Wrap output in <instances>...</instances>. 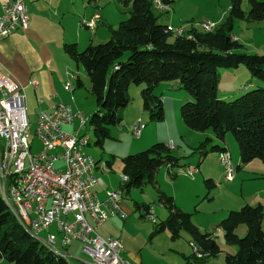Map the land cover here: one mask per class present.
I'll return each instance as SVG.
<instances>
[{"label":"trees","instance_id":"16d2710c","mask_svg":"<svg viewBox=\"0 0 264 264\" xmlns=\"http://www.w3.org/2000/svg\"><path fill=\"white\" fill-rule=\"evenodd\" d=\"M130 5L128 17L116 29L109 26L110 37L98 44H88L79 50L75 43H64L63 49L90 81V92L96 100V110L89 116L94 144L102 147L110 137L109 126L120 124L123 111L130 101L128 85L144 83L141 89L143 109L150 121H162V99L155 92L161 81H174V87L185 89L191 98L179 108L183 123L191 130L204 132L212 129L221 143L207 144V137L195 150L204 157L209 151H228L224 145L227 132L234 136L240 162L243 164L259 158L264 162V86L242 89L233 100L217 95L219 68H237L244 65L251 78L264 82V54L243 50L242 43L231 34L235 19L264 22V1L247 0L248 10L242 8L243 0H230L226 18L212 30L206 31L191 25L189 31L175 34L169 25L161 23L154 13L158 3L163 11L177 0H119ZM84 25V23H81ZM127 55V56H125ZM77 86L82 85L76 77ZM73 88V87H72ZM164 142H155L144 150L121 158L122 176L120 192L151 185L157 191V200L165 208L164 219L155 221L151 236L167 231L171 241L187 233L193 253L183 256L185 264H206L207 259L221 252L211 233L201 230L192 220L190 212L183 211L172 195L158 188L156 173L165 165L173 179L175 168H184L180 158L172 154ZM109 163V162H108ZM207 188L215 183L204 180ZM144 216L150 205L134 201ZM143 216V214H142ZM264 206L244 204L230 210L219 222L224 240L235 245L234 253L224 254L223 264H264V231L262 227ZM240 224L246 225L242 237L236 234ZM195 255V256H194ZM199 256V257H197ZM0 259L10 264H69L66 254L54 251L35 237L16 220L0 195Z\"/></svg>","mask_w":264,"mask_h":264},{"label":"rangeland","instance_id":"374dc122","mask_svg":"<svg viewBox=\"0 0 264 264\" xmlns=\"http://www.w3.org/2000/svg\"><path fill=\"white\" fill-rule=\"evenodd\" d=\"M151 1L155 3L157 0ZM229 2L230 0H177L166 11L158 6L153 11L161 22L171 10H174V14L184 19L180 22L181 25L187 21L185 24L199 26L198 29L200 27L203 29L205 22L211 23L213 20L216 23L217 19L226 18ZM25 4L27 15L32 23L27 29H19L6 37H0V71L26 87L24 90L25 106L28 119L31 121V151L38 154L42 149V143L34 129L40 109L48 108L54 101L69 103L76 111L82 112L86 118H89L97 108L96 100L90 92L88 77L82 67H78L64 51L63 44L75 43L79 50H83L88 44L105 42L110 37V31L108 33V27H105L104 23H96V31L97 29L103 31L104 37L101 31L94 35L96 31L93 33L94 31L85 28L80 23L89 24L101 16L108 20L107 24H112V29H116L119 22L128 17L130 5H124L119 0H25ZM248 6L247 0H243L242 8L245 12ZM211 24L214 28L215 24ZM219 24L220 21H217L216 25ZM179 31L184 33L182 28H179ZM231 34L234 36L238 34L244 51L264 54L263 21L235 19ZM217 71L220 77L217 95L224 100L235 99L242 89L264 86L263 81L251 78L248 69L242 64L237 68H219ZM76 77L82 81L81 86H77ZM34 79L40 83L36 91L28 85V81ZM173 83L174 81H161L155 88V92L162 99L164 111L162 121L149 120L141 99V89L144 83L131 82L128 85L130 101L123 111V120L118 125L109 126L110 137L104 139L102 147L94 144L95 137L88 119L83 128H80V122L76 119L73 127L80 128L79 136L88 137V144L83 146L85 153L98 161L99 166L103 162H109V165L103 169L98 167L95 171L100 177L99 180L106 181L109 187H113L111 185L113 183V188L118 191L122 179L121 158L123 156L144 150L155 142L175 143L172 154L180 158V164L195 167V171L192 176H189L182 173V168L177 167L175 168L176 176L172 179L167 173V167L163 165L156 173L158 188L172 195L175 203L182 205L183 211L192 214L193 222L201 230L211 233L217 240L221 252L207 259L206 264H223L224 254L234 253L236 246L225 242L223 233L218 228L219 222L228 211L238 210L244 204L256 205L261 202L264 205V162L255 158L237 169L240 162L238 144L232 133L227 132L224 144L231 156L230 162L234 168L233 179L227 180L218 151H209L207 155L201 157L195 150L198 144L207 137L212 139L207 144V149L213 144H222V142L215 138L212 129L198 132L186 127L181 120L179 108L184 102L192 100L184 99L183 96H192L185 89L172 87ZM69 84L73 87V91L68 89ZM52 94L55 95L54 99L50 98ZM38 99L43 100L41 105H38ZM137 118L142 119L144 127L139 136L135 137L130 132V127ZM66 130L71 131L72 127ZM59 163L56 162V165ZM207 178H211L215 183L210 189L204 182ZM99 188L100 190L96 189L98 196L104 199V189L101 186ZM120 195L125 202L123 210L127 215H132L134 211L138 214L139 210L134 206V201H136L150 204L154 215L159 219L163 218L155 210H166L158 202L157 191L151 185L143 189L131 188L129 193L124 191L120 192ZM48 231L60 237L54 224L49 227ZM48 231L45 229L40 235L45 237ZM245 232V224H240L236 229L239 237H242ZM157 237H161V245L156 246L159 255L153 258V263L183 264L175 260L173 252L176 251L174 248L176 244L180 245V248L188 245L184 239L186 233L183 232L182 236L175 241H171L167 235L162 233ZM72 241L68 244L69 264H89L91 260L83 252L82 244ZM188 247L190 254L191 248ZM0 264H10V262L1 260Z\"/></svg>","mask_w":264,"mask_h":264},{"label":"built area","instance_id":"2783aa9c","mask_svg":"<svg viewBox=\"0 0 264 264\" xmlns=\"http://www.w3.org/2000/svg\"><path fill=\"white\" fill-rule=\"evenodd\" d=\"M98 20L84 27L92 31ZM205 23L211 29V23ZM28 26L25 0H5L0 4V37ZM169 31L179 32V28L170 26ZM28 85L35 89L39 82L30 80ZM68 89L73 90L70 84ZM24 90V86L0 71V192L12 198L24 219V226L32 231L41 233L49 225L56 224L60 237L49 231L45 236L64 253L66 245L78 240L92 264H128L120 255L121 240L100 236L86 218L90 215L99 224L114 215L127 216L120 206L118 190H108L105 200H99L95 194L93 188L100 180L93 176V169L98 164L83 150L87 136H79L78 130L72 133L63 130L76 119L83 128L87 118L72 104L63 102L40 109L34 132L41 140L42 149L34 154ZM37 102L41 103L42 99ZM143 127L142 119L137 118L130 132L137 137ZM168 147L174 148V144L169 143ZM58 159L63 160L62 167L56 166ZM229 161V152H221L225 177L232 180L234 173H229ZM13 170H21V177H13ZM194 171L195 167L190 165L182 168V173L189 176ZM71 213L73 218L69 217Z\"/></svg>","mask_w":264,"mask_h":264},{"label":"crops","instance_id":"0c3cea01","mask_svg":"<svg viewBox=\"0 0 264 264\" xmlns=\"http://www.w3.org/2000/svg\"><path fill=\"white\" fill-rule=\"evenodd\" d=\"M4 1L5 0H0V4L2 2H4ZM29 2H31V1H29ZM25 7H26V4H25ZM26 9H27V7H26ZM170 12L167 14L166 18L161 21V23L169 25V26H171L173 28H182L184 32L189 31V29L191 28L190 24L189 25L185 24L187 22L186 21V22H184L181 25L180 22H183L184 19L181 16L174 14V10L173 11L171 10ZM106 21H108V20H105V19L101 18V16L99 17L98 22H100L102 24L104 23V26L108 27V33H109V26L112 27V24H107ZM217 21L218 22L220 21V23H221L223 21L222 17H221L220 20L217 19L216 23H217ZM31 23H32V20H31ZM31 23H30V18H29V25H31ZM211 23H214L215 26H216L215 21L212 20ZM80 25H81V23H80ZM92 31H94L93 33H95L96 26H95L94 30H92ZM100 31H101L100 29H97V31H96V33L94 35H97ZM101 32H102V36L104 37L105 36L104 32L103 31H101ZM238 34H235V36L233 35V37L235 39H237V40H239ZM78 40L80 41V36H79ZM39 87H40V83H39V86L37 88H35V89L33 88L34 91H36ZM172 87H174V84H173ZM52 95H54V94H52ZM54 97H55V95H54ZM54 97H50V98L54 99ZM183 97H185L184 99H187V100L191 98L189 95L183 96ZM42 103H43V100H42L41 103H38V105H41ZM67 104H69V103H67ZM51 105H49L48 108H50ZM48 108H45V109H48ZM74 123L71 124V125L64 126L63 130L68 132V133H72L75 130H78V132H79L80 128L75 129L73 127ZM69 127H72L71 131L66 130V128H69ZM169 143H167V144H169ZM171 143H173V142H171ZM173 144L175 145V143H173ZM57 162H60L59 165H56L57 167H62L63 166V160L62 159H58ZM96 162H97V164H99L98 161H96ZM107 165H109V163L107 161L103 162L102 164H100V166L97 165V168H95V170L98 169V167L100 169H103ZM95 170H94V177H97L98 179H100V177L98 176V174L96 173ZM121 181H122V179H121ZM191 182H193V181H191ZM111 185L114 187L113 183H111ZM99 186L103 187V189H104V197H103L104 199H101L98 196L97 190L98 189L100 190ZM113 187H109L108 183L106 181H101L100 180L98 182V184L93 188V190H94L95 194L97 195V197L99 198V200H105L106 199V192L108 190H116ZM119 191H120V189H119ZM119 191H118V193L120 195ZM121 198H122V195H120L119 201H121L120 202V206H121V208L123 210V206H124L125 202H123V200ZM142 203H145V202H142ZM257 204H261V202H258ZM178 206L181 208L182 205L179 204ZM155 211L158 212L161 217H163V218L159 219L157 216L154 215L153 208H152V211L150 209V212H151L150 214H153V217H154L156 222L158 220L164 219L166 217L167 212L164 211L163 209H156ZM137 212H138V214L135 211L133 212L132 215H127L126 214L127 216L125 218H121L119 215H114V216H111L108 220H106V221H104L102 223H99V224L90 215H87L86 218H87L88 222L92 226L95 227L96 232L100 236H102L104 238L113 237V238H118V239L121 240L122 245H123V250L121 251L120 255L128 264H154L153 263V258L155 256L159 255V251H157L156 246H160L161 245V239H160L161 237H157V236H161V233H162V234L167 235L168 238L170 239V235H169V233L167 231H163L161 233H158V234H155V235L151 236L150 233L153 231L155 223L149 219V217H148L149 214L144 216L143 209H140ZM142 214H143V216H142ZM69 217L73 218L74 214H73V216L69 215ZM51 225H49V227ZM54 226L56 228V224H54ZM49 227L46 228L47 231L49 230ZM262 227H263V230H264V221L262 222ZM181 236H182V234H181ZM184 239H186V242H188V245H185V247L182 246V248H180V245L176 244V245H174V248H175L176 251L173 252V254L175 253L174 254V256L176 258L175 260L179 261L178 263H183V264H185V260H184L183 256H188V255L193 253V248H192L193 244H191V242H189V237H188L187 233H186V237H184ZM73 241L78 242V243L81 244V242L78 241V240L77 241L73 240ZM188 246H190V248H191V253L190 254H189L190 250H189ZM64 251L66 253V257L70 256V253H69V250H68V245H66L64 247ZM74 257L77 258L76 256H74ZM1 260H5V259H0V261ZM89 264H92V263L90 262Z\"/></svg>","mask_w":264,"mask_h":264},{"label":"bare ground","instance_id":"6f19581e","mask_svg":"<svg viewBox=\"0 0 264 264\" xmlns=\"http://www.w3.org/2000/svg\"><path fill=\"white\" fill-rule=\"evenodd\" d=\"M161 7L158 3L156 4V7ZM157 7V8H158ZM164 8V7H163ZM161 9V8H160ZM203 29L206 30V31H210L213 29V25L211 24V29L207 28V24L205 23L203 25ZM175 34H180L181 32L179 31H175L174 32ZM88 144V137H87V140H86V145ZM230 155V154H229ZM94 170L95 168L93 169V176H94ZM234 171V168H233V165L232 163L229 161V173H233ZM13 177H21V170H13ZM122 179L123 181L125 180V177L122 176ZM0 195L2 197V199L5 201L6 205L8 206L9 210L11 211V214L14 215V217L16 218V220L20 223V225H22L24 228L28 229L35 237H37L39 240H41L44 245L46 246H49L50 248H52L54 251L58 252V253H61L63 256H65V253L58 249L57 247L53 246L52 242L45 236H41L39 232H34L32 231L29 227L27 226H24V219L22 217V215L20 214V212L18 211L17 207H16V204L15 202H13L12 198L5 192H0ZM118 197L120 198V195L118 193ZM151 213V212H150ZM149 213V214H150ZM149 219L153 222H155V219L153 216H149Z\"/></svg>","mask_w":264,"mask_h":264}]
</instances>
